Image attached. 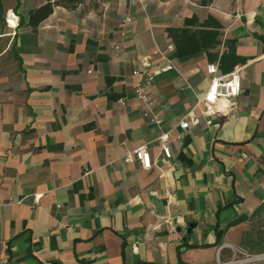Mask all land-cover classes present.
Returning <instances> with one entry per match:
<instances>
[{
  "label": "crops",
  "instance_id": "crops-1",
  "mask_svg": "<svg viewBox=\"0 0 264 264\" xmlns=\"http://www.w3.org/2000/svg\"><path fill=\"white\" fill-rule=\"evenodd\" d=\"M47 1L2 0L0 264H210L264 251V0H67L30 26ZM172 29L217 31L218 42L179 57ZM232 45L241 93L207 113L206 67L229 73L220 58ZM135 69H160L150 107ZM148 142L150 169L124 161Z\"/></svg>",
  "mask_w": 264,
  "mask_h": 264
},
{
  "label": "built area",
  "instance_id": "built-area-1",
  "mask_svg": "<svg viewBox=\"0 0 264 264\" xmlns=\"http://www.w3.org/2000/svg\"><path fill=\"white\" fill-rule=\"evenodd\" d=\"M168 49H173V45L170 44ZM207 73L210 75V85L205 92V94L200 98V102H203L207 106V113H213L215 110V105L218 101L226 99L235 102L239 97L242 88L241 82V69L239 66L235 67L232 71L226 74L219 73V63H210L206 67ZM160 72L158 70L135 69L133 71L134 75H138L139 81L135 85V96L143 101L148 107L153 104V100L150 97V87L152 86L155 76ZM147 115V113H145ZM151 121L159 123L160 120L156 117H151ZM178 125L187 129L190 126V121L188 118H184L179 121ZM160 141L164 157L169 159L172 156V151L169 146V133L162 132L157 138ZM149 142L139 145L137 147L131 148L124 155L123 159L126 163L138 160L140 164L146 168L150 169L152 167L151 154L149 150ZM235 255L233 258L228 260H222L220 257L216 259L214 263L210 264H264V251L261 252H247L243 249L237 248L235 250Z\"/></svg>",
  "mask_w": 264,
  "mask_h": 264
},
{
  "label": "trees",
  "instance_id": "trees-1",
  "mask_svg": "<svg viewBox=\"0 0 264 264\" xmlns=\"http://www.w3.org/2000/svg\"><path fill=\"white\" fill-rule=\"evenodd\" d=\"M68 1H47L43 5L32 9L29 13L28 24L32 27H37L41 22L49 17L50 14H52L56 5L65 2L68 3ZM3 10V2L2 0H0V12L2 13ZM169 32L176 42L177 55L179 57L186 56L203 49H207L208 47L213 46V44L218 42L215 39L218 35L217 31L192 32L187 29H172ZM243 60L244 59L242 57L236 54L234 46L232 45L229 52L222 54L220 58V67L223 71H231L235 67V65L242 62Z\"/></svg>",
  "mask_w": 264,
  "mask_h": 264
},
{
  "label": "rangeland",
  "instance_id": "rangeland-1",
  "mask_svg": "<svg viewBox=\"0 0 264 264\" xmlns=\"http://www.w3.org/2000/svg\"><path fill=\"white\" fill-rule=\"evenodd\" d=\"M0 21H2V19H0ZM1 25H3L2 22H0ZM8 42L7 41V46H8ZM15 60L13 59V56L11 55V53L9 54V52L6 54V66H7V71H10L12 69V67H14Z\"/></svg>",
  "mask_w": 264,
  "mask_h": 264
}]
</instances>
